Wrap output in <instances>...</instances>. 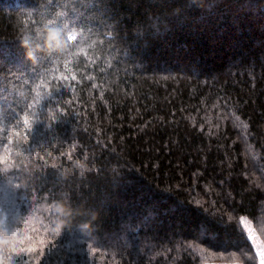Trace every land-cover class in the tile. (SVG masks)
<instances>
[{
	"label": "trees",
	"instance_id": "obj_1",
	"mask_svg": "<svg viewBox=\"0 0 264 264\" xmlns=\"http://www.w3.org/2000/svg\"><path fill=\"white\" fill-rule=\"evenodd\" d=\"M62 13L95 34L70 72ZM0 64V249L42 264L63 234L75 264H259L210 244L245 216L264 249V0H0ZM65 74L28 135L20 109Z\"/></svg>",
	"mask_w": 264,
	"mask_h": 264
},
{
	"label": "snow or ice",
	"instance_id": "obj_2",
	"mask_svg": "<svg viewBox=\"0 0 264 264\" xmlns=\"http://www.w3.org/2000/svg\"><path fill=\"white\" fill-rule=\"evenodd\" d=\"M61 15L65 18L60 20L59 23L56 19L50 21L51 24L56 25L57 30L53 31L51 36L48 37L49 47L59 45L61 40H63L64 55L67 56L69 54H72L73 56L71 68L68 69V71L70 72L73 69H79L85 64V59L83 56H79L77 60L78 50L83 51L82 45H90L95 34L93 33L91 28H86L82 23H78V17L75 13L71 17H68L66 13H62ZM53 55H55V53H53ZM63 58V56L57 57L58 60ZM22 60L25 64L28 65V67L33 68V84L36 83V80H40L41 78H43L45 83H48L47 72H39L38 70H36L35 67L27 61L26 56H23ZM17 71V69L6 68L2 64H0V82H3L6 78L11 79L13 74ZM71 78L72 80H75V76ZM68 80L69 75H63L59 87L56 86L55 81H52V92H45L43 83L37 85L36 96L29 97L34 101V103L30 105L26 103L25 108L20 109L21 112H24L25 109H27L26 114L28 116L36 117L34 125L31 126L28 130V135L32 136L35 132L38 131V128L40 126H43L44 121L40 119V116L46 113V110L49 108V106H54L53 101L56 100L58 95L66 91V84L64 82ZM37 107H39L40 109L39 113L35 111ZM14 121H20V117L13 115L8 119L9 123H13ZM24 123H26V121H20L17 126L23 127ZM49 128H51V125H49ZM6 134L7 133H5V135ZM13 166V161L10 158H0V176L8 173ZM9 183H11V181ZM16 187L18 188L21 186L16 185ZM0 227H2L12 235H15V232H13V228L15 227L14 224L0 223ZM256 227L259 228V225H256ZM261 235H264V230H261ZM74 245L75 242L73 241L64 243L62 234L59 242L54 247L48 248L43 257L42 264H75V259L78 255V252L75 249ZM210 246L223 250L224 252L234 250L235 252L241 253V256H244L245 252L251 254L253 252V249H256L255 255L261 257L259 264H264V249L259 248V246L257 245V236L256 231L253 227V222L245 216L239 217L233 228L225 229V239H223L219 243H212L210 244ZM62 250L67 251L68 255L66 258L60 257V252ZM0 256H6V258L12 262V264H31V256L23 247H21V250L19 252H16L14 254H8L4 249H0ZM245 259L247 260L248 264H251V261L255 259V256H247L245 257ZM0 264H3V262L0 261Z\"/></svg>",
	"mask_w": 264,
	"mask_h": 264
},
{
	"label": "rangeland",
	"instance_id": "obj_3",
	"mask_svg": "<svg viewBox=\"0 0 264 264\" xmlns=\"http://www.w3.org/2000/svg\"><path fill=\"white\" fill-rule=\"evenodd\" d=\"M255 230V229H254ZM258 245V244H257ZM259 248H262L263 249V247H261L260 245H259ZM259 258H261L260 256H259ZM218 264H223V263H218Z\"/></svg>",
	"mask_w": 264,
	"mask_h": 264
}]
</instances>
